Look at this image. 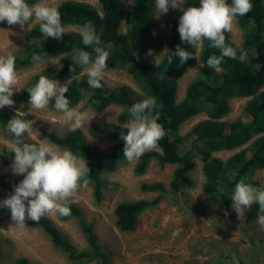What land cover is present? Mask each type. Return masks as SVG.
<instances>
[{"label": "trees", "instance_id": "16d2710c", "mask_svg": "<svg viewBox=\"0 0 264 264\" xmlns=\"http://www.w3.org/2000/svg\"><path fill=\"white\" fill-rule=\"evenodd\" d=\"M37 0H26L32 5ZM98 6L88 0H65L57 6L61 14L62 25L73 26L78 29L65 30L61 41L51 37L45 38L35 23L26 33L29 41L23 48L13 53L16 58V69L24 68L33 63L34 54L44 57L61 56L58 64L41 74L35 75L23 87L20 98L29 97L27 89L35 85L40 75L49 79L62 81L68 79L69 91L65 93L70 100L69 107L85 99L87 104L97 112L104 110L111 104L121 105L122 111L117 116V124L105 123L94 126L92 131L104 140L114 142L106 155L90 147L81 137L79 130L67 131L62 134L50 132L48 140L59 147L72 151L75 155L85 158L90 169L89 179L93 187V196L96 201L102 199L103 181L102 172L113 170L118 163L125 160L123 156L124 141L122 134H126L125 125L128 122L130 107L147 97L156 100L155 112L159 113L158 123H161L166 135L159 141L158 149L144 153L134 165V173L142 174L149 163L154 160L159 166L174 165L168 181L171 192H178L181 188L192 185L188 171L195 165V156L200 158L201 169L204 176L202 183L203 193L216 201L225 213L231 208V195L235 184L246 178V182L256 187L264 186L257 180L248 178V173L257 168L264 167V3L263 0H251L252 10L245 16L236 18L243 30V38L237 45L230 33H225L226 43L247 53V59L241 63L238 59L225 57L217 72L206 66L211 55H220L218 49L210 47V41H203L202 47L197 51L190 45L184 44L178 32L180 10L177 15L168 19L166 23L167 38L166 49L175 52L177 45L199 57L190 58L180 64L179 57H173L169 64L167 53L157 60V54L165 44V38L153 30L150 22L154 15L155 0H132L127 9L123 0H96ZM184 7H199V0H185ZM231 4L232 0H227ZM91 22L100 34V47L109 53L108 67H117L126 70L139 84L141 93L138 95L127 86L120 88L103 87L94 89L89 87L87 75H82L81 66L73 61V55L78 49L92 54L91 47L82 44L80 30L86 23ZM121 22L124 31L119 30ZM0 25H7L0 22ZM102 30V31H101ZM155 33V35H154ZM149 50H153L150 56ZM199 62L196 77L186 86L184 97L176 100V79L187 67ZM201 65H204L203 67ZM72 69V71H71ZM231 97H245L243 118L232 121L222 119L228 110V99ZM54 99L49 107L54 108ZM55 109V108H54ZM204 113L205 118L197 121L185 134L177 132L179 125L197 114ZM14 113L0 112V126L4 134L11 140L14 137L7 131L8 120ZM27 143H36L24 139ZM235 150L227 157L215 155L217 152ZM12 149L3 148V162L8 163L14 159ZM4 175L0 173V181ZM24 177L22 176V179ZM142 191L165 190L163 183L153 182L140 184ZM161 196L151 199L138 198L123 201L114 207L115 225L123 232L133 231L138 224L139 214L155 206ZM69 202L71 214L59 218L75 219L79 229L86 238L88 247L77 250L63 235L51 219L44 216L39 222L26 217L25 222L39 226L49 237L51 243L60 249L74 263L95 261L97 264H109V254L99 244L93 229V224L87 222L80 208ZM258 213V205L244 211V221L250 222ZM0 215L11 219L10 210L0 208ZM0 264H32L25 257H17L10 263Z\"/></svg>", "mask_w": 264, "mask_h": 264}, {"label": "rangeland", "instance_id": "374dc122", "mask_svg": "<svg viewBox=\"0 0 264 264\" xmlns=\"http://www.w3.org/2000/svg\"><path fill=\"white\" fill-rule=\"evenodd\" d=\"M62 1L65 0H43V2L56 5ZM88 1L98 6L96 0ZM131 1L123 0L125 9L129 7ZM40 2L42 0H37L32 5ZM179 11L180 9L169 8L167 14H159L156 6L154 8L150 26L165 38V44L157 57L166 49V23ZM35 23V21H30V28ZM29 29L28 25H25L23 29L19 24L0 25V55H6L8 52L13 54L23 48L29 42L26 38ZM64 29L78 28L65 26ZM119 30L124 31L123 22ZM230 36L237 45H240L243 30L237 20ZM60 57H44L41 64L33 62L27 67L16 69L17 87L20 90H14L12 99L15 104L12 107L6 106L0 109V112L15 114L17 109L28 112L29 97L20 98L23 87L35 75L58 64ZM198 67L199 62H195L177 77V101L184 97L186 86L196 77ZM83 71L84 69L81 68V73ZM59 82L64 85L68 79ZM102 82L110 88L127 86L136 94L141 93L136 80L122 68L108 67ZM246 100L245 97L229 98L228 110L222 119L225 121L237 118L246 120L247 117L243 112ZM71 108L88 114L90 121L78 129L81 137L90 147L106 155L114 142L97 136L92 129L94 126L105 123L117 124V116L123 107L111 104L97 112L83 99ZM61 116L62 113L49 106L44 110L26 115L24 119L32 120L33 128L32 132L25 133L23 138L36 143L46 139L51 143L47 138L48 133L62 134L69 131V126L61 121ZM203 118H205L204 113H200L185 120L179 125L178 134L185 135L197 121ZM11 143L12 141L4 134L0 126V173L4 175L3 180L0 181V201L14 194L15 186L22 180V175L14 174L12 171L14 159L8 163L2 162V149H11ZM234 151H221L215 155L225 158ZM194 160L195 165L188 171L192 185L181 188L175 193L171 192L168 187L174 165L159 166L156 161L152 160L142 174H135L133 169L137 160L129 162L125 159L113 170L101 173L103 190L100 201L95 200L91 184L81 187L74 194L71 199L80 208L83 218L93 224L99 244L109 254V264H235L233 256L237 258L239 264H264V230L257 223L259 208L257 215L248 224L244 221V212L239 218L231 207L229 213L226 214L216 201L203 193L204 176L201 161L197 156ZM248 178L264 184V167L252 170L248 173ZM142 182H161L165 190L161 192L142 191L140 189ZM157 195L161 196L160 200L155 206L139 214L138 224L133 231L123 232L116 227L114 207L117 203L138 198L151 199ZM46 217L53 221L77 250L88 247L86 238L75 219L62 220L58 213L46 215ZM17 257H25L32 264H73L65 253L51 243L49 237L39 226L25 222V226L20 227L15 221L0 215V263H10ZM74 264L97 263L89 261Z\"/></svg>", "mask_w": 264, "mask_h": 264}, {"label": "clouds", "instance_id": "9594fccd", "mask_svg": "<svg viewBox=\"0 0 264 264\" xmlns=\"http://www.w3.org/2000/svg\"><path fill=\"white\" fill-rule=\"evenodd\" d=\"M185 3V0H155L159 14H167L169 8L182 11L178 32L184 44L198 51L203 41L208 40L210 47L219 50L220 55L209 56L207 67L221 71L220 66L225 57L238 59L241 63L246 61L247 53L241 51L238 55L237 49L226 43L225 33L232 32L238 16H245L252 10L251 0H232L231 4L227 0H199V7L186 8ZM30 21L39 24V30L45 38L62 40L65 29L55 3L49 4L42 0L29 5L26 0H0V22L8 25L19 24L22 29L28 25L29 29ZM79 34L82 44L93 49L95 58L93 59L90 52L78 49L73 55V61L84 69L82 75H87L89 87L100 89L108 68L109 53L99 46L100 34L91 22L83 25ZM169 52L165 49L157 60ZM170 53L167 56L169 64L173 62V57H179L181 65L190 58L199 60L197 55L179 45L175 52ZM148 54L152 56L153 50H149ZM32 61L41 64L43 57L34 54ZM70 81L61 85L58 80L40 75L35 85L27 89L30 105L28 112L17 109L15 116L8 120L7 131L14 137L11 143L14 153L12 171L24 178L15 186L14 194L0 201V208L10 210L11 219L17 226H25L26 217L38 223L42 217L50 214L69 216L71 198L81 187H87L90 183V169L85 158L78 157L68 149H61L46 139L39 143H27L23 140L25 133H31L33 128V121L24 117L46 109L53 99L55 110L62 113L60 119L69 126L70 131L75 132L90 121L86 112L69 107L70 100L65 93L69 91ZM17 84L15 56L11 52L0 55V109L14 106V90H20ZM156 107L155 98L147 97L134 103L128 110L129 118L125 125L127 131L121 138L124 141L123 156L129 162L139 159L146 152L158 149L159 141L166 135L163 125L158 123L159 113L155 112ZM231 200V207L239 218L245 209L257 204V223L264 230V186L256 187L247 183L246 178L241 179L235 184ZM232 259L235 264H239L235 256Z\"/></svg>", "mask_w": 264, "mask_h": 264}, {"label": "bare ground", "instance_id": "6f19581e", "mask_svg": "<svg viewBox=\"0 0 264 264\" xmlns=\"http://www.w3.org/2000/svg\"><path fill=\"white\" fill-rule=\"evenodd\" d=\"M3 162V161H2Z\"/></svg>", "mask_w": 264, "mask_h": 264}]
</instances>
